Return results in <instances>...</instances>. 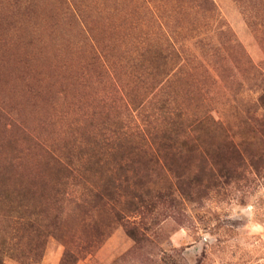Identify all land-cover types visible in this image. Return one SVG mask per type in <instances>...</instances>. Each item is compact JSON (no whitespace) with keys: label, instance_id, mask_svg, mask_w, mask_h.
<instances>
[{"label":"rangeland","instance_id":"obj_1","mask_svg":"<svg viewBox=\"0 0 264 264\" xmlns=\"http://www.w3.org/2000/svg\"><path fill=\"white\" fill-rule=\"evenodd\" d=\"M0 264H264V0H0Z\"/></svg>","mask_w":264,"mask_h":264},{"label":"trees","instance_id":"obj_2","mask_svg":"<svg viewBox=\"0 0 264 264\" xmlns=\"http://www.w3.org/2000/svg\"><path fill=\"white\" fill-rule=\"evenodd\" d=\"M175 117H176V119L180 120V119L184 118V114H175ZM175 125H176L175 122H173V121L168 122L165 119V121L163 120L161 127L156 128L155 139H158L160 141V144L158 143V147H157L158 152H160L162 150L161 145H163L162 144L163 142L171 140L172 138H174V136H177V134H176L177 133V128H176L177 126H175ZM143 136H145V135L142 133L139 135V137H143ZM127 137H128V135L124 134L122 138L126 139ZM234 151L237 152V150H235V149H234ZM238 154H241V153L238 152ZM210 176L214 177L212 172L210 173ZM224 176H227V174L225 173Z\"/></svg>","mask_w":264,"mask_h":264}]
</instances>
